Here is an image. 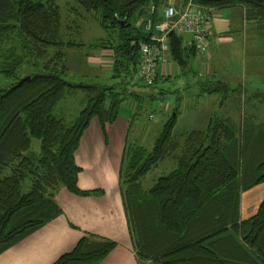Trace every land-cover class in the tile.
Instances as JSON below:
<instances>
[{"label": "trees", "instance_id": "16d2710c", "mask_svg": "<svg viewBox=\"0 0 264 264\" xmlns=\"http://www.w3.org/2000/svg\"><path fill=\"white\" fill-rule=\"evenodd\" d=\"M58 1L0 0V254L61 215L55 199L61 188L77 195L101 194L80 189L75 153L91 122L98 120L105 130L117 120L128 95L127 88L66 79V49L80 44L62 39ZM77 2L85 12L99 15L106 32L116 33L117 42L95 47L112 50V78L133 83L140 43L149 36L129 20L135 14L143 17L152 5L158 7V19L165 0ZM195 2L215 9L244 6L247 19L264 35V0ZM170 46L171 58L182 68L196 52L175 34ZM37 60L45 61V72L25 68ZM26 76L31 79L18 85ZM199 81L208 94L224 90L220 82ZM78 90L85 92L88 104L70 123L56 115V108ZM253 97L264 101V92ZM175 122L176 115L164 124L152 150L127 143L123 152L121 193L139 263L264 264V199L253 216H241L242 193L264 182V123L246 118L237 129L229 119L211 118L206 129L181 139L173 134ZM33 139L40 141V153L31 151ZM166 159L174 160L176 169L145 190L143 177ZM27 181L31 187L24 192ZM116 245L90 234L53 264H100Z\"/></svg>", "mask_w": 264, "mask_h": 264}, {"label": "rangeland", "instance_id": "374dc122", "mask_svg": "<svg viewBox=\"0 0 264 264\" xmlns=\"http://www.w3.org/2000/svg\"><path fill=\"white\" fill-rule=\"evenodd\" d=\"M188 2L189 0H165L159 9L162 11L166 5L171 4L180 8ZM193 2L210 12L212 16L211 9L215 8L199 5L195 0ZM58 4L63 15L62 39L65 42L74 41L80 44L75 47L76 49H66L68 66L66 79L78 85H93L95 81H98L97 79H101L99 82L102 85L115 86L116 90L121 91L127 88V99L120 107L119 117L129 127L130 144L152 150L164 124L175 115L173 134L181 139L191 131L206 129L211 118L229 119L237 129L242 127L246 118L252 117L257 122L264 123V101L253 97L257 92H264V35L257 28V23L245 26L243 34L247 37L236 41L235 48L224 52L226 56H220L221 60L219 59L217 65L218 78L228 82L229 91H225L226 88L223 86L224 90L208 94L203 91L199 80L195 82L196 75L193 72L174 75L154 85H146L138 81L134 75L133 83L128 81L130 79L128 78L120 84L119 78H111L107 74V66L99 69L91 67L90 64L96 65L95 50L99 49L95 45L102 41H106L108 45L111 42H117L116 33L106 32L100 24L99 15L85 12L80 8L77 0H59ZM75 10H78L80 14H77ZM156 10L158 12V7ZM144 15L148 16L149 10ZM146 16L141 17L135 14L129 22L140 27L142 18ZM212 20L213 17L211 23ZM68 23L72 26L69 31L66 30ZM109 40L111 42H108ZM228 53L231 58L228 57ZM44 62V60H37V64H27L25 68L34 70L36 73L45 72ZM195 72L198 73L199 68ZM202 76L198 77L203 80L204 76ZM87 104L85 92L75 91L68 94L66 99L58 105L56 115L63 117L67 122L74 123L79 112ZM40 148V141L33 139L31 151L40 153ZM176 167L177 164L172 159L160 162L143 177L142 187L145 190L150 189L160 177L170 174ZM30 187L31 183L27 181L23 191H29ZM243 196L244 200L249 198L248 196H258L257 201H263L264 182L242 193L241 197ZM257 211L250 215L242 212L241 214L244 219H247ZM140 261L141 264H147L144 260Z\"/></svg>", "mask_w": 264, "mask_h": 264}, {"label": "crops", "instance_id": "0c3cea01", "mask_svg": "<svg viewBox=\"0 0 264 264\" xmlns=\"http://www.w3.org/2000/svg\"><path fill=\"white\" fill-rule=\"evenodd\" d=\"M211 13L213 20L209 52L206 55L191 52L185 68L171 58L167 64L160 65L156 82L193 72L196 75L195 82L202 80L198 77L202 74L204 78L207 77L206 80L220 82L225 88L230 87L221 76V80L218 78L220 56H226L224 52L235 48L236 41L247 37L244 36L243 29L253 25L255 21L247 19L246 8L240 5L211 9ZM189 40V36H183L185 48H189ZM95 51L96 65L90 66L98 69L107 66V74L112 78V50ZM227 55L231 58L230 53ZM197 68L198 73L195 72ZM97 80L93 85L101 84V79ZM128 135L129 127L119 116L105 130L98 120L91 122L75 153L76 163L81 168L78 185L81 190H99L101 194L77 195L61 188L55 196L62 210L61 215L2 252L0 264H53L63 254L73 250L81 238L90 234L117 243L100 264H140L133 248L120 185V170L123 152L129 143ZM248 197L246 200L244 196L241 197V212L245 215L257 211L262 202L257 201L258 196Z\"/></svg>", "mask_w": 264, "mask_h": 264}, {"label": "built area", "instance_id": "2783aa9c", "mask_svg": "<svg viewBox=\"0 0 264 264\" xmlns=\"http://www.w3.org/2000/svg\"><path fill=\"white\" fill-rule=\"evenodd\" d=\"M160 12V17L156 19L157 10L152 5L149 15L142 18L140 26L149 40L140 43L136 76L146 85L155 84L160 65L167 64L171 59V34L182 38L189 36L187 46L194 48L199 55H206L209 50L210 12L194 4L193 0L180 8L173 4L166 5Z\"/></svg>", "mask_w": 264, "mask_h": 264}, {"label": "water", "instance_id": "95a60500", "mask_svg": "<svg viewBox=\"0 0 264 264\" xmlns=\"http://www.w3.org/2000/svg\"><path fill=\"white\" fill-rule=\"evenodd\" d=\"M119 22H120L122 27H125V21L124 20H121ZM29 79H31V76H26V77L22 78L18 85H21L23 82H25V81H27Z\"/></svg>", "mask_w": 264, "mask_h": 264}]
</instances>
